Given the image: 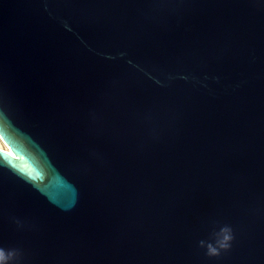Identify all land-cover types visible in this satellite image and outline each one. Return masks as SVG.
<instances>
[{
  "label": "water",
  "instance_id": "water-1",
  "mask_svg": "<svg viewBox=\"0 0 264 264\" xmlns=\"http://www.w3.org/2000/svg\"><path fill=\"white\" fill-rule=\"evenodd\" d=\"M0 264H264V0H0Z\"/></svg>",
  "mask_w": 264,
  "mask_h": 264
},
{
  "label": "snow or ice",
  "instance_id": "snow-or-ice-1",
  "mask_svg": "<svg viewBox=\"0 0 264 264\" xmlns=\"http://www.w3.org/2000/svg\"><path fill=\"white\" fill-rule=\"evenodd\" d=\"M0 259H3V256H2V254H0Z\"/></svg>",
  "mask_w": 264,
  "mask_h": 264
}]
</instances>
